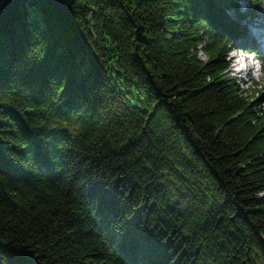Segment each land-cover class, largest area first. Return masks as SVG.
<instances>
[{
	"label": "trees",
	"instance_id": "obj_1",
	"mask_svg": "<svg viewBox=\"0 0 264 264\" xmlns=\"http://www.w3.org/2000/svg\"><path fill=\"white\" fill-rule=\"evenodd\" d=\"M263 6L74 0L69 21L30 2L2 19L0 264H264V105L227 60L255 53Z\"/></svg>",
	"mask_w": 264,
	"mask_h": 264
},
{
	"label": "rangeland",
	"instance_id": "obj_2",
	"mask_svg": "<svg viewBox=\"0 0 264 264\" xmlns=\"http://www.w3.org/2000/svg\"><path fill=\"white\" fill-rule=\"evenodd\" d=\"M246 5L247 3L242 1L239 7L241 10H244ZM262 17L263 20L260 19ZM261 22L262 24L264 23V6L258 18L248 24V31L250 32L256 24ZM255 52L256 55L260 57V60L255 61L249 58V56L246 57L244 54L235 51L230 52L227 59L229 62V76L235 78L237 82H239L240 88L247 90V95L251 100L259 99L264 105V69L261 63V60L264 59V53H261L262 51L260 48L259 51L255 50ZM200 57L204 59L202 54ZM248 68L250 69L249 74L246 72ZM135 221L136 219L132 223V228L128 231L130 237H136ZM128 237L124 236L123 238Z\"/></svg>",
	"mask_w": 264,
	"mask_h": 264
},
{
	"label": "water",
	"instance_id": "obj_3",
	"mask_svg": "<svg viewBox=\"0 0 264 264\" xmlns=\"http://www.w3.org/2000/svg\"><path fill=\"white\" fill-rule=\"evenodd\" d=\"M30 2L45 4L63 14L67 20H73L74 0H0V21Z\"/></svg>",
	"mask_w": 264,
	"mask_h": 264
},
{
	"label": "bare ground",
	"instance_id": "obj_4",
	"mask_svg": "<svg viewBox=\"0 0 264 264\" xmlns=\"http://www.w3.org/2000/svg\"><path fill=\"white\" fill-rule=\"evenodd\" d=\"M261 20H263V17L260 18ZM249 33V34H248ZM249 35V36H248ZM247 37L252 40L255 41L256 43H258L260 49H261V53H264V23H258L256 24L252 30L249 32H247ZM233 58V57H232ZM246 72L249 74L250 73V69L248 68L246 70Z\"/></svg>",
	"mask_w": 264,
	"mask_h": 264
},
{
	"label": "clouds",
	"instance_id": "obj_5",
	"mask_svg": "<svg viewBox=\"0 0 264 264\" xmlns=\"http://www.w3.org/2000/svg\"><path fill=\"white\" fill-rule=\"evenodd\" d=\"M261 195H264V193H261Z\"/></svg>",
	"mask_w": 264,
	"mask_h": 264
}]
</instances>
